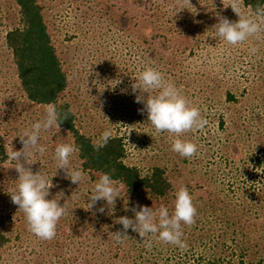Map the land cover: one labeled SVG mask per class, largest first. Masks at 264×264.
<instances>
[{"label": "rangeland", "instance_id": "1", "mask_svg": "<svg viewBox=\"0 0 264 264\" xmlns=\"http://www.w3.org/2000/svg\"><path fill=\"white\" fill-rule=\"evenodd\" d=\"M37 2L66 76L57 103L71 109L74 128L93 144L111 129L112 137L122 139L125 165L142 175L160 167L172 188L165 200L149 203L143 202L147 196L122 191L114 209L98 201L88 211L100 174L84 171V181L71 183L58 169L55 148L74 144L72 134L61 127L42 131L39 143L46 151L25 166L52 179L47 199L56 198L61 206L66 202L67 215L50 241L29 231L25 214L11 202L18 173L5 146L20 150L19 136L44 118L45 109L20 88L5 43L6 32L19 25V9L14 0H0V144L6 156L0 157V233L6 239L0 264H161L164 259L172 264L187 259L189 251L196 256L204 251L199 238L209 246L225 243V252L243 254L246 264H264V38L232 46L215 35L218 14L238 21L228 0H190L192 7L178 0ZM243 11L252 14L247 7ZM252 46L258 48L254 55ZM146 67L163 72L209 121L203 130L181 137L197 144L192 158L173 152L175 137L157 133L142 111L144 104L135 102L140 93H133L131 85ZM70 159L81 168L78 152ZM181 183L198 213L195 224L182 226L186 250L152 235L143 239L131 229L123 243L114 239L112 234L123 230L115 220L134 218L126 208L163 205L171 213ZM100 207L104 213L97 211Z\"/></svg>", "mask_w": 264, "mask_h": 264}, {"label": "clouds", "instance_id": "2", "mask_svg": "<svg viewBox=\"0 0 264 264\" xmlns=\"http://www.w3.org/2000/svg\"><path fill=\"white\" fill-rule=\"evenodd\" d=\"M183 6H191L190 0H178ZM244 0H228V7L238 17V21H230L227 17L217 15L218 23L214 24L215 35L222 38L228 45L245 44L250 38L261 40L264 38V6L257 5L251 15L243 11ZM226 7V8H228ZM258 48L252 46L251 54H256ZM136 82L131 85L133 93L139 91L136 103H143L142 111L147 112L150 124L157 133L167 132L175 138L172 142V151L184 158H192L198 152L196 143L181 137L197 130H203L209 123L201 114L199 107L195 106L181 91L180 88L165 74L154 67H146L139 72ZM145 93L147 96L145 97ZM154 93V94H153ZM45 116L35 122L31 129H25L20 137L22 148L14 150L11 144L5 146L8 161L15 162L13 168L18 173L16 188L12 190L11 202L19 207L25 214L29 231L37 238L45 241L54 239L57 235V225L62 217L67 215V203L63 206L60 200L47 199L50 189L54 187L52 179L45 173L38 171L35 174L30 167V160L37 153L43 155L46 148L39 143L42 131L53 128L59 131L60 124L68 118L71 109L62 113L55 102L43 105ZM113 136L112 130H105L99 140L95 142L96 150L107 144ZM79 148L73 143H61L55 148V159L58 169H63L66 178L73 184H80L86 179L82 168L74 167L71 157ZM113 169L110 173H101L86 204L87 210H92L98 201H105L109 210L114 209L117 198L126 185L121 179H113ZM173 210L166 206L153 209L139 204L126 211L134 213V218L121 216L115 220L116 224L123 226V230L115 232L114 239L123 243L128 239L127 231L133 232L144 239L148 235L156 237L161 242L178 246L182 250L188 248L184 239L182 226L195 224L197 207L193 196L184 184L175 190ZM99 213L105 212V207L97 209ZM158 234V235H157ZM150 246V245H149Z\"/></svg>", "mask_w": 264, "mask_h": 264}, {"label": "trees", "instance_id": "3", "mask_svg": "<svg viewBox=\"0 0 264 264\" xmlns=\"http://www.w3.org/2000/svg\"><path fill=\"white\" fill-rule=\"evenodd\" d=\"M14 2L19 9V25L6 32L5 43L11 51L20 88L29 101L38 105L55 102L62 113L68 112L67 106L57 103L58 95L67 85L66 76L61 69L44 22L42 7L37 0H14ZM257 5L264 6V0H244L243 7L249 8L253 13ZM60 127L72 134L74 145L79 148L78 159L83 171L101 174L110 173L114 169L113 179L124 181L125 194L147 196V199L143 198L146 199L144 203H149L152 199L165 200L169 196L172 187L164 169L153 167L150 172L142 175L137 167L123 163L125 153L121 137H112L97 151L95 144L74 128L72 113L60 124ZM0 157L2 159L6 157L1 144ZM199 240L204 251L197 256L194 251H189L187 259H178L172 264H234L233 260L237 258L239 259L236 264H246L242 259L243 254L239 256H233V253L227 254L225 251L229 246L225 243L209 246L205 240L201 238ZM5 242L4 235L0 233V248ZM139 258L144 260L142 256ZM170 260L172 261V259H164L161 264H168ZM145 261L148 263V258ZM148 264H157V262Z\"/></svg>", "mask_w": 264, "mask_h": 264}]
</instances>
